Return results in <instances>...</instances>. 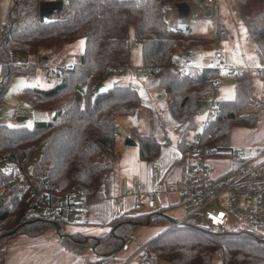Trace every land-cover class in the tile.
I'll return each instance as SVG.
<instances>
[{
  "label": "trees",
  "instance_id": "1",
  "mask_svg": "<svg viewBox=\"0 0 264 264\" xmlns=\"http://www.w3.org/2000/svg\"><path fill=\"white\" fill-rule=\"evenodd\" d=\"M40 1L11 0L2 24L0 109L12 80L36 73L35 62L27 66L14 63L18 55L34 56L46 70L49 59L38 57L42 48L84 39L85 49L71 67L58 66L61 77L54 81L47 77L50 87H26L19 94L28 109L49 113L51 120L30 128L24 122L11 126L0 117V264L7 257L12 238L21 234L40 236L52 228L58 230L59 241L66 249L80 256L90 249L97 259L88 263L104 264L115 258L138 226L148 223L165 229L142 246L144 264H159L161 260L211 264L215 256H220L222 264H264V231L215 234L195 218L174 226L179 219L167 215L165 207L145 212L135 206L131 213L120 212L111 219L110 230L96 237L68 233L65 226L70 216L42 219L37 215L39 203L35 197L21 193L22 181L3 175L2 161L25 162L30 170L29 184H34L53 205H59L63 196L74 190H81L86 198L96 193L114 171L118 119L139 114L143 105L138 89L130 83L114 84L100 92L102 88L95 87L94 82L97 78L106 80L112 66L130 64L132 38L140 44L142 63L157 77L161 92L173 96L169 108L182 130L177 142L181 154L189 148L187 134L196 126L200 103L215 91L221 71L212 66L200 71L189 62V72H174L171 66L176 49L179 45L212 46L230 38L222 24L211 38L194 37L189 26L173 29L164 6L186 0H65L63 12L48 24L40 22ZM238 1L239 17L257 44L258 59L263 63L264 0ZM258 74L264 78V71ZM248 75L246 71L237 79L234 99L218 100L215 118L205 134V142L214 148L210 156L232 160L230 169L255 160L235 155L231 146L233 129L264 125L260 114L239 115L252 96L246 83ZM135 133L140 159L157 161L160 142L152 133ZM36 150L41 151L40 157L32 158Z\"/></svg>",
  "mask_w": 264,
  "mask_h": 264
},
{
  "label": "built area",
  "instance_id": "2",
  "mask_svg": "<svg viewBox=\"0 0 264 264\" xmlns=\"http://www.w3.org/2000/svg\"><path fill=\"white\" fill-rule=\"evenodd\" d=\"M65 1V0H64ZM189 3L187 8H178L175 3H167L164 6L165 17L171 23L173 29L178 25L186 27L195 25L202 18H211L217 12L221 0H186ZM212 11V16L207 17L206 11ZM202 12V13H201ZM173 22L176 24L174 25ZM2 25L0 26V32ZM131 49V46H130ZM14 63L29 65L26 59L16 57ZM2 65L3 63L0 62ZM212 67L218 68L227 77L237 80L245 72L242 66L223 64L222 61L213 60ZM42 66H39V68ZM71 67V66H68ZM37 68V67H35ZM174 72H189L190 64L185 61L183 65L172 64ZM203 68H200L202 71ZM264 71V62L256 72ZM62 70L58 66L49 65L46 67V75L49 80L54 81L62 76ZM127 76L132 85L133 77H137L141 84H148L155 81L157 77L149 68L144 65L133 66L118 65L112 66L107 79L114 76ZM101 78H97L94 86L98 87ZM133 86V85H132ZM135 87V86H134ZM172 94H167L166 99L172 101ZM218 101L207 100L200 103V108H206L208 115L203 121V130L195 133L193 139L189 141V148L181 155L182 167H186L188 174L184 187L179 191L181 205L187 209L184 218L179 219L174 226H179L188 218H195L201 226L215 234L225 232L253 233L264 230V162L251 160L232 168L224 173L216 174L211 165L213 159L210 154L213 147L205 142L206 131L215 118ZM31 109H27L25 104H21L14 110L15 116L31 115ZM252 113L261 115V122L264 123V96H250V104L240 110L239 115H251ZM130 131V130H129ZM132 133V131H130ZM210 135L214 137L211 132ZM240 157H244L240 155ZM27 164L14 160L2 161L1 169L5 177L11 180L22 181L21 193L29 197H35L36 202L43 208L40 217L42 219H52L56 216H73L82 210L86 203L81 190L71 191L63 196L59 205H53L48 197L38 192L34 184L28 182ZM153 172L159 175L161 167L156 166ZM28 183V186L26 187ZM140 192L136 195L135 206L146 207L153 211L157 207V195L165 191L164 186L158 183L153 190H149L147 185L141 181L136 182ZM171 189H174L171 186ZM120 212L125 210L124 204L116 200ZM89 264V263H86ZM106 264V263H104Z\"/></svg>",
  "mask_w": 264,
  "mask_h": 264
},
{
  "label": "crops",
  "instance_id": "3",
  "mask_svg": "<svg viewBox=\"0 0 264 264\" xmlns=\"http://www.w3.org/2000/svg\"><path fill=\"white\" fill-rule=\"evenodd\" d=\"M10 3L11 0H0V26L7 18ZM84 49L85 46H75V43L67 44L63 46L62 55L72 57L75 54L83 53ZM72 64L73 62L69 61L66 65L72 66ZM1 67L0 64V73ZM42 70L47 79L46 70L43 68ZM138 89L142 99V109L135 116L118 119L120 123H117L116 152L121 135L125 141L128 136H133L138 142L137 136L133 133L141 134V130H148L161 144L160 156L155 162L143 161L139 157V152L137 153V157H139L137 164H131L137 178L135 184L129 188L122 186L125 180L124 173L119 177L115 171L109 174L106 183L96 193L85 199V207L70 217V222L65 226L68 233L82 232L86 236L92 237L106 234L110 230L109 223L115 216L116 200H120L124 204L123 212H132L135 207L136 195L140 192L136 185L138 181L146 184L149 190H153L158 183L164 186L165 191L157 195L156 209L165 207L166 214L175 219L184 218L187 213V209L181 205L179 191L184 187L188 171L186 167H182V154L177 144L173 146L171 140L168 142V137L163 132L166 128H178V121L172 116L169 108L170 102L166 99L167 94H163L159 90L157 79L148 84L139 82ZM21 104L24 103L21 102ZM125 147L124 153L131 154L129 149H132V146L125 145ZM231 164H233L232 160ZM156 166L161 167L159 175L153 172V168ZM171 186L174 189H171ZM142 210L152 212L146 207H143ZM164 229L165 226L150 224L138 226L132 239L125 244L113 260L106 264H144L141 256L142 246L156 238L159 232ZM96 259L95 253L90 249L85 251L84 256L66 249L59 241L58 230L52 228L40 236L21 234L12 238L8 242L7 257L1 264H86L89 260L95 261ZM159 264L172 263L161 260ZM211 264H222L220 256H215Z\"/></svg>",
  "mask_w": 264,
  "mask_h": 264
},
{
  "label": "rangeland",
  "instance_id": "4",
  "mask_svg": "<svg viewBox=\"0 0 264 264\" xmlns=\"http://www.w3.org/2000/svg\"><path fill=\"white\" fill-rule=\"evenodd\" d=\"M183 2V1H182ZM238 0H221L220 5L217 8V12L211 18H202L195 25H190L191 34L194 37H213L216 33L218 24H222L227 30L230 38L216 43L212 46L204 45H188L183 46L179 45L174 54V61L177 65H183L185 61L190 62L193 67L204 68L211 67V62L213 60L222 61L223 64L242 66L248 72L247 77V87L251 91V94L254 96H264V78H262L256 68H259L262 63L258 59L257 55V44L250 37L247 27L244 24L243 20L239 17L237 5ZM210 10V9H209ZM202 13V12H201ZM213 14V13H212ZM175 25L176 23L173 22ZM187 27V25H186ZM75 43V46H85L84 39L78 40ZM73 44V43H72ZM74 48V47H73ZM63 46L54 45L44 47L39 52V58L49 59V63L54 66H64L69 61L75 62L80 56V54H75L72 57L67 55H62ZM188 54H191V58H187ZM22 59H26L28 62H35L36 73L34 76H18L15 77L9 85L7 92L5 94L4 103L0 109V117L7 124L14 126L19 124L17 121V116L14 115V110L16 107L21 105V100L19 98L20 92L26 87H38V88H47L52 85L45 75H43V70L39 66H42L41 61H36L37 58L26 57L24 55H18ZM131 65L141 66L142 56H141V46L140 44L132 38L131 40ZM120 77V78H117ZM115 76L111 79H103L100 84V88L110 87L114 84H125L130 83V78L127 76ZM236 81L233 78L227 77L222 71L219 77V83L216 86L215 91L209 96L207 103H211L213 100H231L236 96ZM132 85L139 87V79L133 77ZM160 90V88H159ZM138 92L140 90L138 89ZM27 106L26 103H24ZM29 107V106H28ZM28 109V108H27ZM30 119L25 121L23 124L32 128L37 122L40 121H49L53 116L49 113L38 112L31 110ZM200 114L196 117V126L191 129L187 134L188 141H191L195 133L203 130V121L208 115L207 109L203 108L200 110ZM24 115V114H23ZM120 122H118L119 124ZM118 126V125H117ZM141 134L150 133L148 130L140 131ZM164 134L172 141V145L175 146L178 140L181 137V132L178 128H166L164 129ZM121 140L119 141V147L117 146L116 157L114 159V171L117 176H122L124 173V181L122 186L129 188L131 185L135 184L136 174L133 165L137 164V160L140 157H137L139 152V146L132 147L131 154L124 153L125 139L121 135ZM138 140V138H137ZM231 146L235 151V155L249 157L256 159L258 162H264V125L259 124L257 129H242L235 128L233 129L231 136ZM41 151L36 150L32 154V158L40 157ZM125 163V164H124ZM213 170L216 174L226 172L231 168L230 159H217L211 162ZM120 169V171H118ZM25 172L27 175L30 173L28 165L26 166ZM126 172V177H125ZM28 178V177H27ZM28 186V183L26 187ZM125 188V189H126ZM43 208H39L37 215L40 217ZM120 211L118 210V205L115 208L114 214L117 215ZM72 217V216H70ZM41 218V217H40ZM264 231V230H263ZM164 230H161L159 234H162Z\"/></svg>",
  "mask_w": 264,
  "mask_h": 264
},
{
  "label": "water",
  "instance_id": "5",
  "mask_svg": "<svg viewBox=\"0 0 264 264\" xmlns=\"http://www.w3.org/2000/svg\"><path fill=\"white\" fill-rule=\"evenodd\" d=\"M178 8H187L189 7V3L186 1L175 3ZM65 6L64 0H41L39 3V19L41 23L48 24L56 19L53 18L54 15L60 14L63 12ZM206 16L211 17L212 11L207 10ZM179 28H185V26L178 25ZM188 58H191V54H188ZM105 91V89L100 90V92ZM30 119L29 115H21L17 117V121L19 123H23ZM126 146H138V142L134 139L133 136H128L125 141ZM149 224V223H148Z\"/></svg>",
  "mask_w": 264,
  "mask_h": 264
}]
</instances>
